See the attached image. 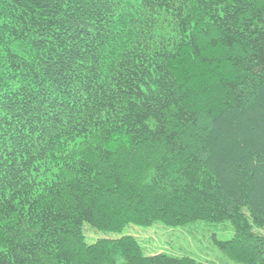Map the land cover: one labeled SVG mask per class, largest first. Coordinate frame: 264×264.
<instances>
[{
  "label": "trees",
  "instance_id": "1",
  "mask_svg": "<svg viewBox=\"0 0 264 264\" xmlns=\"http://www.w3.org/2000/svg\"><path fill=\"white\" fill-rule=\"evenodd\" d=\"M158 223L264 264V0H0V264H205L84 235Z\"/></svg>",
  "mask_w": 264,
  "mask_h": 264
},
{
  "label": "rangeland",
  "instance_id": "2",
  "mask_svg": "<svg viewBox=\"0 0 264 264\" xmlns=\"http://www.w3.org/2000/svg\"><path fill=\"white\" fill-rule=\"evenodd\" d=\"M88 244L103 239L134 237L144 248L146 255L166 254L177 258H191L205 264H235L216 246V241H230L234 231L229 225L200 223L188 228H171L163 224L151 227L132 225L119 233H102L85 227Z\"/></svg>",
  "mask_w": 264,
  "mask_h": 264
}]
</instances>
